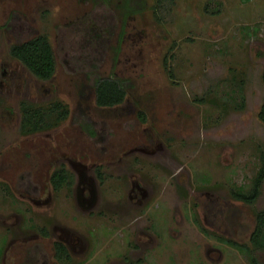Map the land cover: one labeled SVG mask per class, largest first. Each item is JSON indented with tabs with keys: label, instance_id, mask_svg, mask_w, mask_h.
I'll use <instances>...</instances> for the list:
<instances>
[{
	"label": "rangeland",
	"instance_id": "1",
	"mask_svg": "<svg viewBox=\"0 0 264 264\" xmlns=\"http://www.w3.org/2000/svg\"><path fill=\"white\" fill-rule=\"evenodd\" d=\"M156 4L0 0V264H251L222 238L249 243L264 209V184L254 204L231 194L250 186L264 146V0H164L157 14ZM39 33L55 52L50 80L10 52ZM114 74L126 98L100 106L95 79ZM234 79L246 107L223 115L208 92ZM58 100L66 120L21 131L22 101ZM62 165L75 181L56 189ZM254 253L264 264V249Z\"/></svg>",
	"mask_w": 264,
	"mask_h": 264
},
{
	"label": "trees",
	"instance_id": "2",
	"mask_svg": "<svg viewBox=\"0 0 264 264\" xmlns=\"http://www.w3.org/2000/svg\"><path fill=\"white\" fill-rule=\"evenodd\" d=\"M141 1V0H140ZM172 1V0H171ZM129 2V0H128ZM164 0H157L156 8L162 5ZM138 3V4H137ZM132 3L131 7L127 10L133 12L144 8L145 1ZM12 56L20 60L37 78L42 80H50L55 75L57 68V61L55 58V52L49 36L44 33H39L33 37H30L24 41L16 42L12 44L10 50ZM167 70L172 75V70L166 63ZM230 89H223L224 95L217 94L215 89L211 88L208 93L212 92L223 108V115H227L231 110H243L246 107V97L243 93V85L235 84L236 79ZM264 80V73H263ZM93 90L95 93L96 103L100 106H116L122 103L127 95L125 81L118 77L116 74L96 77L93 84ZM236 93V94H235ZM220 95V96H219ZM238 95V98H235ZM199 102H207L206 96L197 97ZM21 131L24 134L38 133L42 130L55 127L63 120H66L71 111L67 104L62 101H55L49 105H36L28 101L21 102ZM221 115V116H223ZM259 119L264 123V103L262 104L259 113ZM143 118H145L143 116ZM220 119H216L208 124L218 122ZM259 167L253 176L252 183L248 187H233L231 194L235 199L244 201L249 204H254L260 194L262 193L264 184V146L259 144ZM97 173L102 178L101 168H97ZM52 184L56 189H60L67 184L71 187L74 184V174L62 165L60 168L53 171L51 176ZM44 234H47V229L41 228ZM222 240L226 243L234 245L240 249V251L247 256L251 264H261L258 257L255 255L257 249H264V209L259 210L256 214V226L251 233L249 243H238L233 239L223 237ZM55 256L58 260L65 261L71 259V254L68 247L60 241L55 242Z\"/></svg>",
	"mask_w": 264,
	"mask_h": 264
},
{
	"label": "flooded vegetation",
	"instance_id": "3",
	"mask_svg": "<svg viewBox=\"0 0 264 264\" xmlns=\"http://www.w3.org/2000/svg\"><path fill=\"white\" fill-rule=\"evenodd\" d=\"M90 190H91L92 196H95V193H94L95 189L93 187H91ZM81 200L83 201L82 204H87L88 207L90 206V205H88V203H91L90 199H88L87 197H81ZM62 232L64 233V228L62 229ZM65 232H66V230H65ZM41 238L49 239V238H52V237L49 235L48 230H47V234H44V232H43L42 235H41ZM59 238L60 239H56V240L53 241L54 248H55V242L60 241V242H63L69 249V242L63 237H59ZM39 248H41V247H39ZM55 253H56V250H55ZM1 254H2V251H1L0 255ZM59 262H63V261L59 260ZM127 264H129V263H127Z\"/></svg>",
	"mask_w": 264,
	"mask_h": 264
}]
</instances>
